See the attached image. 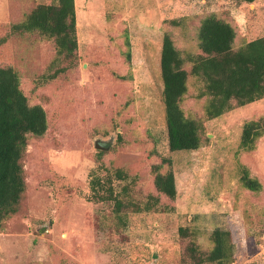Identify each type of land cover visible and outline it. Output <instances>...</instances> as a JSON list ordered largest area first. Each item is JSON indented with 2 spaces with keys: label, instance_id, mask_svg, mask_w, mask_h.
Segmentation results:
<instances>
[{
  "label": "rangeland",
  "instance_id": "obj_1",
  "mask_svg": "<svg viewBox=\"0 0 264 264\" xmlns=\"http://www.w3.org/2000/svg\"><path fill=\"white\" fill-rule=\"evenodd\" d=\"M19 4L0 0V66L17 72L46 129L26 137L24 190L0 220V264H191L187 248L206 252L215 227L230 233L227 264H264V129L252 149L239 145L243 122L264 120V97L206 119L202 82L188 74L179 106L200 124V145L169 151L158 65L167 34L189 70L208 14L231 25L232 49L264 35V0H73L76 48L71 60L53 64L52 39L8 33ZM155 165L171 170L173 198L155 190ZM116 168L123 179L112 175ZM243 169L258 190L240 185ZM92 175L102 190L109 178L128 205L114 213L112 201L94 199ZM148 195L157 203L134 211Z\"/></svg>",
  "mask_w": 264,
  "mask_h": 264
},
{
  "label": "trees",
  "instance_id": "obj_2",
  "mask_svg": "<svg viewBox=\"0 0 264 264\" xmlns=\"http://www.w3.org/2000/svg\"><path fill=\"white\" fill-rule=\"evenodd\" d=\"M19 15L8 24L10 35L35 32L54 43L56 60H71L76 48L73 0H44L24 6L19 0ZM251 3L253 0H238ZM234 31L230 24L214 14L203 16L196 29V42L199 54L187 56L189 70L183 68L185 59L173 46L167 34L162 35L159 49V75L161 79V103L169 151L193 150L200 145V124L184 116L179 106L181 96L186 91L187 75L202 82L198 96H205L203 114L206 119L214 118L232 106H241L264 97V35L246 41L232 49ZM59 69L58 71H61ZM54 73L46 78L52 79ZM46 129V117L38 104H28L19 88L17 72L9 66H0V220L15 212L20 195L24 190L22 167L19 163L28 135L41 136ZM264 129V120L243 122L239 145L252 149L254 142ZM158 165L152 167V184L155 190L168 198L175 195L171 170L162 173ZM116 179L125 175L116 168L112 171ZM242 187L256 191L259 182L248 176L245 169L239 175ZM104 190L97 176L92 175L89 187L92 197L98 201H112L113 212L118 213L128 205L119 195H113L110 179ZM102 190V192H99ZM124 188L121 189L123 191ZM145 206L136 207L148 210L157 203L156 197L148 195ZM181 236L185 229L179 228ZM211 247L206 252L194 254V247L187 248L191 264H227L233 256V244L227 229L215 227L210 231Z\"/></svg>",
  "mask_w": 264,
  "mask_h": 264
},
{
  "label": "water",
  "instance_id": "obj_3",
  "mask_svg": "<svg viewBox=\"0 0 264 264\" xmlns=\"http://www.w3.org/2000/svg\"><path fill=\"white\" fill-rule=\"evenodd\" d=\"M103 146H105V145H103Z\"/></svg>",
  "mask_w": 264,
  "mask_h": 264
}]
</instances>
